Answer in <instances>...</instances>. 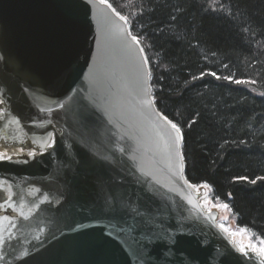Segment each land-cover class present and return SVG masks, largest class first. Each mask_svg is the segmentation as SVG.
<instances>
[{"label":"water","instance_id":"obj_1","mask_svg":"<svg viewBox=\"0 0 264 264\" xmlns=\"http://www.w3.org/2000/svg\"><path fill=\"white\" fill-rule=\"evenodd\" d=\"M113 9L0 0V264H264L202 207Z\"/></svg>","mask_w":264,"mask_h":264},{"label":"trees","instance_id":"obj_2","mask_svg":"<svg viewBox=\"0 0 264 264\" xmlns=\"http://www.w3.org/2000/svg\"><path fill=\"white\" fill-rule=\"evenodd\" d=\"M108 1L144 48L157 108L181 128L187 179L264 239V0Z\"/></svg>","mask_w":264,"mask_h":264},{"label":"rangeland","instance_id":"obj_3","mask_svg":"<svg viewBox=\"0 0 264 264\" xmlns=\"http://www.w3.org/2000/svg\"><path fill=\"white\" fill-rule=\"evenodd\" d=\"M107 2H109V1L107 0ZM112 7L116 10V8L113 5H112ZM116 11L118 12V10H116ZM120 15L124 16V14H121V13H120ZM206 190H207V194H208V202L206 204L208 205L209 208L218 210L220 212V224L223 225L224 228L231 230L229 232L232 234L234 240L240 245L243 244V243L244 244L245 243H251V244H256L260 248L261 245H260L259 241L252 237L251 231L248 230L246 233L241 234L240 233V229H244V228H241V227L237 226L236 220H235L234 216L232 215L231 211L229 210V208L225 209V208L217 207L216 205H219L220 203L214 202L210 198L209 189L206 188ZM233 233H236V234L233 235Z\"/></svg>","mask_w":264,"mask_h":264},{"label":"snow or ice","instance_id":"obj_4","mask_svg":"<svg viewBox=\"0 0 264 264\" xmlns=\"http://www.w3.org/2000/svg\"><path fill=\"white\" fill-rule=\"evenodd\" d=\"M101 2H102V3H107V0H101ZM221 7H223V6L221 5ZM213 10H215V9H213ZM113 11H115V9H113ZM116 15H117V16H120V13L117 12ZM120 19H121V20H125V22H127V18L124 17V16H120ZM132 40L137 41V43L139 42V41L137 40V37H136V36H132ZM212 75L215 76L216 74H215V73H212ZM193 79H196V77H193ZM227 79H230V77L227 78ZM235 83L240 84V83H245V81L237 80V81H235ZM2 103H3V101H0V104H2ZM149 103H151V101H149ZM60 107H63V105H60ZM162 118H163V120L166 121L169 125H171V128L174 129L175 132L178 134V135H177V139H182V131H181V128L178 126V124L174 123V122H173L172 120H170V119L168 118V116H166V115H163ZM29 155H32V153L30 152ZM0 159H8V160H11L12 157H10V156H5V155L0 154ZM242 179H246V178H242ZM251 182H252V183H255L254 180L251 181ZM191 187H196V188H198V187H201V186L191 185ZM202 187L207 188V187H209V185L205 183L204 185H202ZM5 203H7V201H5ZM2 206H3V205H0V207H2ZM216 206H217V207H221V208H225V209L228 208V205H227V204H219V205H216ZM220 227H221L222 229L224 228L223 225H221ZM224 230H225V231H231L230 229H224ZM247 231H248L247 228L240 229V233H241V234L246 233ZM235 234H236V233H233V235H235ZM259 243H260L261 247L258 249V251L261 252V253H264V239H260ZM252 247H253V250H254V251L257 250V249L255 248V246H252ZM240 251H241L244 255H247V254H248V253L245 251V248H244L243 245L241 246Z\"/></svg>","mask_w":264,"mask_h":264},{"label":"bare ground","instance_id":"obj_5","mask_svg":"<svg viewBox=\"0 0 264 264\" xmlns=\"http://www.w3.org/2000/svg\"><path fill=\"white\" fill-rule=\"evenodd\" d=\"M207 202H208V196H204V197L201 198V204H202V207L204 208V210H205V211H210L211 208L208 207V205L206 204ZM230 235H231V233H230ZM231 236H232V235H231ZM236 245H237L238 248H241L242 245L244 246V243L241 244V245L238 244V243H236ZM252 246H255V248L257 249V250L255 251L256 253H258V254L264 256V253H261V252L258 251L259 247H258L256 244H251V243H249V247H250L251 249H253ZM244 248H245V246H244Z\"/></svg>","mask_w":264,"mask_h":264}]
</instances>
